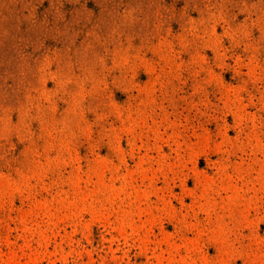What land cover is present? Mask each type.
Returning a JSON list of instances; mask_svg holds the SVG:
<instances>
[{
  "label": "rangeland",
  "instance_id": "obj_1",
  "mask_svg": "<svg viewBox=\"0 0 264 264\" xmlns=\"http://www.w3.org/2000/svg\"><path fill=\"white\" fill-rule=\"evenodd\" d=\"M0 264H264V0H0Z\"/></svg>",
  "mask_w": 264,
  "mask_h": 264
}]
</instances>
